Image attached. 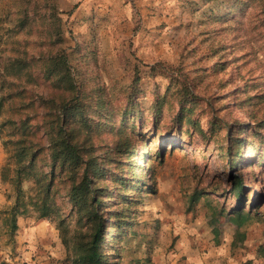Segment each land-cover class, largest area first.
Returning <instances> with one entry per match:
<instances>
[{"label":"rangeland","instance_id":"374dc122","mask_svg":"<svg viewBox=\"0 0 264 264\" xmlns=\"http://www.w3.org/2000/svg\"><path fill=\"white\" fill-rule=\"evenodd\" d=\"M59 51L89 103L82 138L91 133L94 155L107 174L99 184L107 189L101 211L108 225L107 261L157 264L161 248L176 255L177 264H188L191 255L216 254L212 262L223 261L215 232L225 225H241L233 255L242 263L254 261L257 248L260 261L264 0H0V99H6L0 108V264L14 261L18 217H39L23 206L35 194L33 181H22L18 198L14 136L5 123L31 118L39 127L34 139L47 145L44 116L50 112L41 99L60 101L69 93L42 80L35 61ZM18 58L32 64L20 78L7 75L6 67ZM186 95L196 125L179 126L174 117ZM158 98L165 102L159 117L153 113ZM235 138L244 144L236 166ZM125 147L137 153L131 158L135 166ZM133 166L143 167L141 190L120 184L133 182ZM237 179L244 183L241 201L232 194ZM124 187L126 199L120 198ZM70 209L67 203L64 215ZM46 220L61 240L57 222ZM63 247V263L72 264Z\"/></svg>","mask_w":264,"mask_h":264},{"label":"trees","instance_id":"16d2710c","mask_svg":"<svg viewBox=\"0 0 264 264\" xmlns=\"http://www.w3.org/2000/svg\"><path fill=\"white\" fill-rule=\"evenodd\" d=\"M35 63L40 64L42 80L49 81L57 88L68 92L69 97H63L60 101L41 99L40 104L50 112L48 116H44L47 145L34 139L35 132H38L35 127H39L31 125V118L12 119L5 123L10 128L11 136H14L11 144L16 160L14 182L19 193L18 198L20 200L22 194V181L24 179L33 181L35 194L29 198V203L25 202L23 206L26 209L32 207L40 218L57 222L62 243L71 253L72 264H110L103 249L108 225L101 213L105 206L103 197L107 189L99 187L100 178H106L107 174L94 155V145L90 143L91 133L88 137L82 138V128L88 124L85 118L89 103L84 101L82 88L78 86L69 60L63 52L59 51L47 58L41 57ZM30 64L31 61L18 58L6 67L5 72L7 75L20 78L21 72L27 70ZM5 100V97L0 99V108ZM179 101L181 109L175 115L174 121L179 126L196 125L191 109L185 107L192 99L186 95L181 96ZM164 103L163 98H158L153 104V113L156 116L162 114ZM97 105L99 106V103ZM139 113L138 110L133 119ZM232 143L234 145L232 150L235 151L233 165L236 166L238 158L242 157L241 149L244 144L241 138L233 139ZM122 144L117 147H121ZM143 146L147 148L146 144ZM115 147L107 153L113 152ZM125 149L124 153L130 158L129 165L135 166L131 158L136 157L137 153L129 148L127 150V147ZM143 154L145 158L146 152ZM134 166L131 179L133 182L129 183L123 179L120 184L123 186L131 184L137 189L142 184L140 173L143 167ZM121 192L127 193L120 198L126 199L129 196L127 188ZM232 194L239 197L240 201L243 200V181L236 180ZM111 196L107 197L111 200ZM67 203L71 205L69 216L63 213ZM19 207L16 204L15 211ZM260 251L264 256V247H261Z\"/></svg>","mask_w":264,"mask_h":264},{"label":"crops","instance_id":"0c3cea01","mask_svg":"<svg viewBox=\"0 0 264 264\" xmlns=\"http://www.w3.org/2000/svg\"><path fill=\"white\" fill-rule=\"evenodd\" d=\"M224 221L225 223L230 222L226 218H224ZM240 226L232 230L225 225L223 231H214L215 238H222L223 261L212 262L216 254L207 255L203 259L191 255L188 264H264V256L260 261L258 260L257 248L254 249V261L250 260L242 263L240 255H233V247L240 246L235 243L234 237L237 234L243 236L239 232ZM14 235V261L11 264H64L65 249L56 227L48 220L41 219L36 214L19 216L14 228ZM261 253L263 255V252ZM176 260V255L169 254L166 248H161L158 256L155 257L157 264H177Z\"/></svg>","mask_w":264,"mask_h":264}]
</instances>
